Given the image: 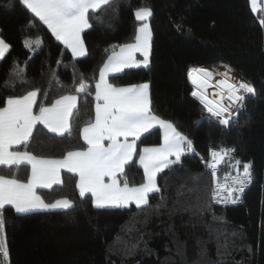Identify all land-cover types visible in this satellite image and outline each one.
I'll use <instances>...</instances> for the list:
<instances>
[{
  "label": "trees",
  "instance_id": "obj_1",
  "mask_svg": "<svg viewBox=\"0 0 264 264\" xmlns=\"http://www.w3.org/2000/svg\"><path fill=\"white\" fill-rule=\"evenodd\" d=\"M140 8L152 11L149 64L108 78L118 85L147 82L153 113L190 139L195 152L186 153L182 165L158 173L161 191L150 194V207L143 210L133 204L96 208L89 194L80 197L76 175L63 171L61 184L37 193L49 203L67 198L73 207L23 214L10 206L2 210L10 264H264V12L253 13L249 0H113L82 32L86 53L81 57H73L20 0H0V37L10 46L0 59V107L8 96L33 89L41 90L36 112L56 97L77 95L70 132L58 136L38 124L27 148L19 150L58 158L86 145L80 129L94 118L98 70L113 46L117 50L134 39L141 22L134 13ZM37 38L39 48H25V39ZM14 67L24 69L20 76L9 75ZM199 68L234 71L255 89L228 126L191 95L195 86L188 73ZM193 78L199 80L198 74ZM81 82L89 91L76 92ZM136 142L138 148L156 145L160 130H149ZM221 147L235 152L219 164L218 175L252 164V182L237 203L226 206L212 203V176L202 162L210 149ZM235 160L241 161L239 169ZM15 171L0 168L6 175ZM28 174L29 166L22 165L18 178L26 181ZM118 179L128 185L143 181L135 157ZM4 261L0 257V264Z\"/></svg>",
  "mask_w": 264,
  "mask_h": 264
},
{
  "label": "snow or ice",
  "instance_id": "obj_2",
  "mask_svg": "<svg viewBox=\"0 0 264 264\" xmlns=\"http://www.w3.org/2000/svg\"><path fill=\"white\" fill-rule=\"evenodd\" d=\"M249 2L253 13H256L257 0ZM20 3L46 26L57 41L71 51L73 57H77L85 55L81 32L91 27L93 15L102 8L110 7L113 0H20ZM134 14L138 21H146L152 11L140 8ZM261 25L264 26V20H261ZM150 39V29L144 23L136 30L135 43L120 45L118 52L115 50L116 46H113L112 53L100 67L99 80L95 84V118L80 129L86 149L68 151L61 159L44 158L27 150H19L21 147L27 148L38 124L58 136L70 132V117L76 109L77 96H61L51 106L40 104L38 112L33 109L38 103L40 89H33L19 96L10 95L3 101L4 106L0 107V168L9 172L13 169L16 171L11 175L0 172V257L7 259L9 256L4 238L6 221L2 211L6 206H10L17 214L73 207V202L69 199L49 203L36 192L37 188L51 189L54 184H61V169L78 175L76 188L79 195L86 199V194L90 193L94 207L126 208L134 203L137 209L143 210L150 207V194L161 191L157 185L158 173L174 165H182V157L186 153L195 152L190 139L171 122L153 113L147 83L126 87L108 83L110 74L122 73L125 69L141 65L148 66ZM41 43L39 38L34 41L25 39L24 46L34 51L33 45L39 48ZM9 47L0 39V59L5 57ZM137 52L143 56L142 61L135 58ZM23 71L24 69L17 70L14 67L9 75L20 76ZM193 72L198 74L199 80L193 78ZM214 75L223 78L213 84L211 82ZM188 76L196 86L191 95L199 99L204 110L221 125L230 124L233 110L243 106L245 94H255L250 83L230 82L228 72L213 73L199 68L190 69ZM9 86L10 81L6 80L4 87ZM208 87L215 89L211 98L206 91ZM85 91L89 90L81 82L76 92ZM156 125L164 129L163 143L158 147L139 150L138 163L143 167V183L129 187L125 180L121 186L118 176H122L125 166L133 161L137 153L136 141ZM234 152L235 149L231 147L213 148L209 151V159L202 160L205 168L211 172L213 203H236L240 198L239 194L252 182L251 162L244 163L243 170H238L234 177H225V182L217 179V166L226 157L231 160ZM170 157L174 159H169ZM234 163L239 169L241 161L235 160ZM22 165L30 166L26 181L18 178ZM105 177L108 178L107 183ZM192 179L196 181L199 177Z\"/></svg>",
  "mask_w": 264,
  "mask_h": 264
},
{
  "label": "crops",
  "instance_id": "obj_3",
  "mask_svg": "<svg viewBox=\"0 0 264 264\" xmlns=\"http://www.w3.org/2000/svg\"><path fill=\"white\" fill-rule=\"evenodd\" d=\"M251 6V5H250ZM257 11H261L262 13L264 12V0H257ZM137 30V29H136ZM135 36H136V32H135ZM135 36H134V39L133 40H131V41H129V42H126V43H123L122 45H125V44H132V43H135ZM0 39H2L1 37H0ZM81 39H82V32H81ZM82 41H83V39H82ZM63 45V44H62ZM64 46V45H63ZM83 46H84V50H85V53H86V48H85V45H84V42H83ZM65 47V46H64ZM67 49V48H66ZM69 52H70V54L72 55V53H71V51L69 50V49H67ZM117 52L119 51V47H118V49L116 50ZM73 56V55H72ZM77 57H81V56H77ZM149 57H150V49H149ZM135 58L137 59V60H140V61H142L143 60V56H141L140 55V53L139 52H137V53H135ZM107 59V58H106ZM105 59V60H106ZM104 63V62H103ZM103 66V64L100 66V67H102ZM141 66H143V65H141ZM100 69V68H99ZM222 71H224V72H226L225 70H222ZM219 73H221V72H219ZM109 77V76H108ZM219 77H220V75H217V76H215V77H213V83H215V81H217V80H219ZM99 80V70H98V73H97V79H96V82ZM107 80H108V83H110V84H112V85H114V86H117V87H126V86H130V85H139V84H143V83H147V82H140V83H136V84H127V85H118V84H113V83H111L110 82V80H109V78H107ZM96 84V83H95ZM148 84V83H147ZM149 85V84H148ZM148 93H149V97H150V88L148 89ZM68 95H75V94H65V95H62V96H68ZM94 95H95V90H94ZM75 96H77V95H75ZM61 96H59V97H56L54 100H52L50 103H48V104H44V106H51L52 105V103L55 101V100H57V99H59ZM38 98V97H37ZM76 104H77V101H76ZM150 107H151V105H150ZM34 112H36L35 111V105H34ZM39 111V110H38ZM37 111V112H38ZM157 116V115H156ZM94 118H95V109H94ZM94 118H93V120H94ZM160 118V117H159ZM162 119V118H161ZM164 120V119H163ZM166 121V120H165ZM82 127H84V126H82ZM154 128H158L159 130H160V142L158 143V144H156V145H143V146H140L139 148H138V146H137V153L134 155V157L136 158V161H137V163H138V160H139V150L140 149H143V148H145V147H158L159 145H161L162 143H163V137H164V129L163 128H161L159 125H156V126H154L153 128H151V129H149V130H152V129H154ZM34 131V130H33ZM180 132V131H179ZM146 133V132H145ZM144 134V133H143ZM142 134V135H143ZM80 136H81V132H80ZM81 138H82V136H81ZM129 139H132L131 137H129ZM82 140H83V138H82ZM84 141V140H83ZM105 143H107L106 141H105ZM86 144V143H85ZM136 144H137V142H136ZM87 148V145H85L83 148H79V149H75V150H71V151H76V150H83V149H86ZM21 151H24V150H21ZM65 155V154H64ZM63 155V156H64ZM62 156V157H63ZM62 157H58V158H51V157H44V158H51V159H61ZM133 157V158H134ZM169 159H174V157H170ZM139 164V163H138ZM140 166V165H139ZM141 168H142V171H143V167L142 166H140ZM63 171H67V170H65V169H61L60 170V178H61V180H62V172ZM29 174H30V166H29ZM76 175V174H75ZM143 176H144V171H143ZM78 179H79V177H78V175H76V182L78 181ZM143 181H144V179H143ZM143 181L141 182V183H143ZM105 182L107 183L108 182V178L107 177H105ZM140 183V184H141ZM140 184H138V185H129V187H135V186H139ZM55 185V184H54ZM121 186H123V184L121 183ZM37 189H40V188H37ZM37 189H36V192H37ZM41 189H43V188H41ZM79 191V190H78ZM38 194V193H37ZM39 195V194H38ZM89 195L91 196V194L89 193ZM59 199H67V198H59ZM56 200H58V199H56ZM55 200V201H56ZM55 201H53V202H55ZM51 203V202H50ZM130 204H133V205H135L134 203H130ZM129 204V205H130ZM7 207V206H6ZM5 262H8V258L7 259H5V261H4V264H5Z\"/></svg>",
  "mask_w": 264,
  "mask_h": 264
},
{
  "label": "rangeland",
  "instance_id": "obj_4",
  "mask_svg": "<svg viewBox=\"0 0 264 264\" xmlns=\"http://www.w3.org/2000/svg\"><path fill=\"white\" fill-rule=\"evenodd\" d=\"M144 23H147V25H148V27H149V29H150V24H149V18L146 20V21H141L139 24H138V26H137V28L138 27H140L142 24H144ZM136 28V29H137ZM151 32V31H150ZM150 41H151V39H150ZM216 70V69H215ZM219 72H221V73H223L224 71H222V70H220ZM228 75H229V77H230V82H233V83H239V82H245L243 79H241L234 71H231L230 73H228ZM223 77L222 76H220L219 77V80L220 79H222ZM211 83H213V80H212V82ZM214 84V83H213ZM195 86V85H194ZM196 87V86H195ZM206 91H207V93H208V95H209V97L211 98V94L213 93V91H215V89L213 88V87H208L207 89H206ZM251 95V94H250ZM247 95H245V97H246ZM225 103H227V101H225ZM235 110V109H234ZM232 119V118H231ZM4 238H5V242H6V246H7V241H6V234L4 233ZM5 264H10V262H9V259H8V262H5Z\"/></svg>",
  "mask_w": 264,
  "mask_h": 264
},
{
  "label": "built area",
  "instance_id": "obj_5",
  "mask_svg": "<svg viewBox=\"0 0 264 264\" xmlns=\"http://www.w3.org/2000/svg\"><path fill=\"white\" fill-rule=\"evenodd\" d=\"M236 110L237 109H235V110H233V114H232V116H231V118H233V116L235 115V113H236ZM231 120V119H230ZM207 159H209V153H208V158ZM243 170V169H242ZM242 170H240V171H242ZM209 171V170H208ZM218 171H219V165L217 166V173H218ZM210 172V171H209ZM210 174H211V172H210ZM237 174V171L236 172H232V173H229V174H223V175H218L217 174V179L220 181V182H225V180H224V178L225 177H234L235 175ZM249 186V184L245 187V189H244V191L247 189V187ZM244 191L242 192V193H240L239 194V196H240V198H241V196H242V194L244 193ZM210 198H211V193H210ZM239 198V199H240ZM239 200H237V202H238ZM236 202V203H237ZM213 203V202H212ZM214 205H217V206H226V205H230V204H234V203H219V204H216V203H213Z\"/></svg>",
  "mask_w": 264,
  "mask_h": 264
},
{
  "label": "bare ground",
  "instance_id": "obj_6",
  "mask_svg": "<svg viewBox=\"0 0 264 264\" xmlns=\"http://www.w3.org/2000/svg\"><path fill=\"white\" fill-rule=\"evenodd\" d=\"M245 95H249V94H245Z\"/></svg>",
  "mask_w": 264,
  "mask_h": 264
}]
</instances>
